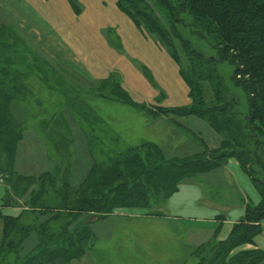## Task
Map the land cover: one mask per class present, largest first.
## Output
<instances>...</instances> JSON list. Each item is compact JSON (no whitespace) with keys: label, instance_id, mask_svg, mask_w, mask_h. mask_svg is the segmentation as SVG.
Returning <instances> with one entry per match:
<instances>
[{"label":"rangeland","instance_id":"obj_1","mask_svg":"<svg viewBox=\"0 0 264 264\" xmlns=\"http://www.w3.org/2000/svg\"><path fill=\"white\" fill-rule=\"evenodd\" d=\"M19 1L21 0H0V80L5 81V87L8 89H12L17 83L20 84L18 91L15 90L18 99L12 102L10 112L14 119L24 127H22L23 135L18 152L12 160L11 171L13 176L10 171L7 172L0 168V182L6 187V193H10L6 203H13V206L23 209L19 216L22 223L33 225L47 222L49 216L44 214L47 211L45 206H56L59 199L56 197V189L76 190L85 182L89 170L93 166H105L111 159L120 157L122 155L120 153L126 149L138 147L132 146L135 144H129L130 142L126 146L116 136L110 138V141L113 142L109 144L106 143L105 138L99 137L97 130L91 128L90 122L93 119L106 118L105 114H108L109 121L116 126L133 127L132 130H129L132 131V140L144 136L154 142L160 137L161 141H164L163 149L170 154L172 149L177 147L178 150L183 147L181 150L183 156L193 153V150L196 151L197 148L199 150L196 152L202 150L197 139L190 136L192 133L205 140L210 147L218 146L221 137L207 125H202V128L200 126L199 129L198 124L195 123L198 125L196 126L189 122L187 125L195 131L187 132V129H183L189 135L183 133L182 130L176 131L171 124H167L168 122H164L165 124L161 126L155 122L145 125L144 119L150 115L142 111L138 107L139 105L135 107L124 103L131 97H128L125 91V95L121 94L120 90L123 91L124 89L122 80L118 75H113L112 82L103 85L104 81L95 80L91 77L89 79L85 70H81L80 74H78L79 72L73 74L69 73L72 71L68 68L69 66H66L67 70H65V67V69L58 67L56 62L50 61L52 65L47 64L44 60L46 58H43L41 54L43 53L41 42L37 44L32 38H29L30 34L28 35L25 26L23 27L21 22H17L15 19L20 12L22 13L17 5ZM246 1L258 4L256 6L264 5V0ZM166 2L168 6L157 0L133 1L140 7L143 19L147 23L138 29L147 41L156 42L161 51L167 53V57L177 54V56L182 55V57L188 58L190 55L188 51L192 54L190 47L193 52L201 54L202 60L201 62L197 61L194 68L199 70L198 78H196L201 84L205 105L220 108L224 103H228L226 115H230L234 124L243 126L244 115L248 114L247 96L242 84L235 80L236 66L221 53L222 40L219 32L214 25L200 17L190 7L185 10L179 6V0H166ZM142 3L147 4V6H143ZM109 14H111L110 11ZM92 15L96 18L94 13ZM99 20L110 23V20L103 17ZM112 20L120 21L115 16ZM149 21H152V25ZM153 23L157 29L153 28ZM139 48L149 57L152 75L148 80L146 70L143 69L145 76L140 70L141 68L119 64L117 68L124 71L127 80L129 78L133 80H128L133 84L128 83L126 87L130 88L135 85L139 90L146 89V87L155 90L153 85L158 86L159 84L165 88L168 101L172 100L173 103L183 105V100H186L187 96L179 76V69L176 71L174 65L171 67L172 69L169 64L165 66L163 61L165 55L158 53L154 47L151 49L140 43ZM211 59L214 60V63H208ZM134 60L138 61L137 64L142 65V59L141 61ZM182 61L184 69H190L187 59L183 58ZM3 68L9 70L8 75L3 71ZM135 91L137 90H131L130 93H135ZM99 93H103V96H99ZM132 102L134 101L132 100ZM107 108L109 109L106 110ZM182 124H184L183 121ZM178 125L181 126V123ZM256 126L264 132V127L260 122ZM199 131L201 132L199 133ZM254 136L259 141L258 160H254L255 157H253L247 163H249L256 178L264 182V136L258 131ZM132 156L134 155L132 154ZM259 158H261V162H259ZM0 162H2L1 164L7 163L5 159H1ZM220 172V169L215 170L204 175L203 179L197 180L205 181L208 184L211 193L206 186L207 196L213 208L219 207L217 211L225 216L230 212L228 206L233 207L240 204L238 194L249 199L250 202L254 201L255 192L258 193V190L248 173L245 172L244 174L249 185L240 179L242 183L240 186L236 178L237 175L232 173L228 178ZM45 173L50 174L52 178L50 176V179H47L42 186L36 180ZM23 176H31L35 180L30 181L31 187L28 188L29 190L24 197H20L17 194L26 189L21 183L22 180H18ZM215 178H218V181ZM19 184L22 186L19 187ZM233 184L236 188L233 187ZM36 195L40 196L37 198L38 202L35 199L37 206L31 209L28 202H30L31 197H36ZM151 196L150 203L145 208H119L113 214L117 211L128 210L140 215L160 218L163 216L162 199L153 194ZM59 214L60 220L50 221L49 226L51 228L69 221L67 212H60ZM112 215L106 217L100 215L99 218L87 217V221H90L89 231L93 233L94 237L86 243V246L82 247L85 255L94 251L100 240L102 244L112 246L117 251L116 256L110 254L107 257L101 253V258L107 264H119L123 260L125 264H159V261L171 259L174 254L179 255L176 252L181 249V246L176 235L181 233L172 223L165 221V219H148L144 223L146 224V227L144 226L146 233L143 235L141 229L144 227L139 225L142 223L141 221L131 219L124 223L109 222L108 218ZM75 221L78 222L79 220L75 219ZM263 223L264 221L262 222V234ZM119 226L123 228L122 236ZM183 226L191 244L188 246L189 248H185V251L196 257L193 263L187 261L185 264H200L199 256L203 253L208 254L209 261L207 264H210L216 253L213 243L224 242L228 239L205 241L201 238L204 232L200 235L197 234L191 229L192 226L189 223H185ZM206 233L205 231V235ZM190 237L191 239H189ZM110 238L113 239L109 240ZM247 245H242L230 253L227 263L229 264L240 253L250 251L241 250ZM29 248L30 243L28 242L27 249ZM173 252L175 253L173 254ZM195 252L200 253L199 256ZM181 260V258H177L172 264H183L184 262ZM215 262L218 264L217 261ZM0 264L21 263L15 261V254L11 252L10 254L7 253V256H0Z\"/></svg>","mask_w":264,"mask_h":264},{"label":"trees","instance_id":"obj_2","mask_svg":"<svg viewBox=\"0 0 264 264\" xmlns=\"http://www.w3.org/2000/svg\"><path fill=\"white\" fill-rule=\"evenodd\" d=\"M69 1L77 11L80 10L77 6L79 0ZM133 1L135 0H117V6L140 28L147 23L143 19L140 7ZM157 1L168 6L166 0ZM178 3L185 10L190 7L196 11L219 32L222 40L221 53L236 66L235 80L242 84L247 96L248 114L244 115L243 126L234 124L230 115H226L228 103H224L220 108L205 105L202 87L197 79L199 70L194 68L197 61L201 62L202 55L193 52L191 47L192 54L188 51L190 54L188 58L172 55L178 66L179 75L188 88L190 104L171 110L159 109L155 112L156 115L161 114L175 119L194 118L201 121L221 137L219 147L208 149L204 145L203 153L184 159H168L163 150L153 144L126 149L120 153L122 154L120 157L111 159L107 165L93 166L85 182L76 190L56 189L58 202L54 207L44 205L47 209L44 214L49 216V220L40 224H25L20 218L3 216L0 208V218L5 222L0 256H7V253L13 252L15 261L21 264H71L84 257L82 247L94 237L89 231L90 221H87V217L110 216L119 208H145L149 205L152 194L161 198V203L164 204L177 192L181 183L197 181L207 173L223 168L231 158H236L242 169L249 174L257 187L261 202L257 206L246 207L244 217L234 225L226 241L213 243L217 254H214L210 264H216L215 261L218 264H228L227 258L235 249L242 245L255 244L256 237L262 232L264 221V182L256 178L247 162L253 157L254 160H258L259 141L254 134L258 131L264 136L263 130L256 126L260 122L264 127V5L256 6L258 4L246 0H179ZM142 5L147 6L145 3ZM149 23L152 25V21ZM156 27L153 23V28L157 29ZM183 58L187 59L190 69H184ZM208 63H214V60L211 59ZM3 71L8 75V69L3 68ZM112 78L113 76H110L104 80L103 85L112 82ZM5 85V81L0 80V160L7 161L6 164L0 162V168L10 171L13 176L12 160L18 152L24 127L10 112L12 102L18 99L15 90L18 91L20 84L17 83L12 89L6 88ZM120 92L126 94L122 90ZM98 95L103 96V93ZM124 103L135 107L138 105L131 99ZM138 107L150 110L146 106ZM50 176L45 173L36 181L44 186ZM18 180H22L21 183L26 189L16 194L24 197L31 187L30 181L33 182L35 179L23 176ZM9 197L10 193H7L2 207L13 206V203H6ZM38 197L40 196H33L28 202L31 209L37 206ZM60 212H67L69 221L51 228L50 221L60 220ZM195 254L199 256L200 253ZM199 257L200 264L208 263V254L203 253ZM230 263L264 264V251L250 250L240 253Z\"/></svg>","mask_w":264,"mask_h":264},{"label":"crops","instance_id":"obj_3","mask_svg":"<svg viewBox=\"0 0 264 264\" xmlns=\"http://www.w3.org/2000/svg\"><path fill=\"white\" fill-rule=\"evenodd\" d=\"M17 5L22 13L20 12V15L18 14V17L15 19L17 22L20 21L23 27L25 26L24 28L27 30L28 35L30 34L28 36L29 38H32L37 44H40L41 42V46L43 47V53L41 54L43 55V58H46L44 60L47 64L56 62L58 67L66 68V66H69L68 68L73 71L69 73L73 74H77L78 72V74H80L81 70H85L86 76L89 79L93 78L99 81H104L109 79L110 76L118 75L121 78L119 79L122 80L123 91H125L136 104L146 106L150 109V111L142 110L151 116V118L148 115V117L146 116L144 119L146 121L145 125L147 123L155 122L157 125L161 126L168 122L167 124H171L176 131L187 129V132H195L193 128L188 126L189 122L198 124L199 126L195 125L198 126L199 129L200 126L202 128V125H205L201 121H196L194 118L175 119L174 117H167L161 114L156 115L155 112L159 109L171 110L183 108L190 104L188 95L189 91L181 77L187 96L186 100H183V105L173 103L172 100L168 101V95L166 94L165 88L159 84L158 86L153 85L155 90H151L147 87L146 89L142 88L139 90L135 85L130 88L126 87V84L133 83L128 81L131 80L130 78L127 80L123 70L117 68L119 64L130 65L133 67L136 66L139 69L141 68L140 70H142L144 75L145 73L143 72V69L146 70L147 76H145L148 77V80L150 75H152L151 62L148 60V55L139 48L140 43L147 45V47H150L151 49L154 47L158 53L164 54L165 56L163 57L162 55V57L165 66L169 64L171 68L174 65L176 71H178V66L170 55L167 57V53L161 51V48L156 42L152 40L147 41L145 39L133 21L119 9L117 6V0H79L77 4L80 9L79 11L75 9V6L71 4L69 0H21ZM109 11L111 14L108 15ZM92 13L95 14L96 18ZM113 16L119 18L120 21H113ZM102 17L106 18V20H110V23L99 20L102 19ZM134 59H138L139 61L142 59V65L140 63H138V65V61H135ZM65 70H67V68ZM131 90L137 91H135V93H130ZM108 109L109 108L106 110ZM105 115L106 118H100L99 121H92L90 124L91 128L97 130L99 137L107 140V144L112 143L113 141H110V138H114L115 136L121 141V143L123 142L124 145L129 142V144H135L132 146L153 144L161 148L168 159L188 158L203 153L205 151V146L208 149H216L221 143L220 141L218 146L210 147L205 140L198 138L196 134L192 133L190 136L197 139L201 144L202 150L196 152L199 150L197 148L196 151H194L195 149L193 150V153L183 156V152L181 151L183 150V147L179 150L177 147L176 149H172L170 154V152L163 149L164 141L162 142L160 137L154 142L146 139L144 136H139L138 139L132 140V131L129 130H132L133 127L116 126L109 121L108 114ZM182 121L184 124H182ZM179 123H181V126L178 125ZM187 132L183 131V133L188 134ZM200 132L201 131H199V133ZM220 170V173H224L228 178L232 173L237 175L236 178L240 186L242 185L240 179L249 185V181L244 174L245 171L236 159H229ZM217 179L215 178L216 181H218ZM207 185L208 184H206L205 181H189L181 183L178 186L177 192L163 204L161 208L163 216H160V218L140 215L136 212L126 210L115 212L108 218V221H119L120 223H124L126 220H139L142 222L139 225L141 227H146V224L144 223L147 222L146 220L148 219H165V221L175 225L179 230V233L182 234L176 235L181 249L176 252L179 253V255L174 254L175 252H173L174 256L172 257L171 255V259L159 261V264H172L177 258H181V261L184 262L183 264L187 261H192L193 263L196 257L185 251V248H189L188 246L191 245L188 241V236L185 233L186 229L183 226L185 223H189L192 226L191 229L199 235L203 232L205 235L206 231V235L201 237L202 240L207 241L213 239L216 241H224L229 237L234 225L244 217L246 207H254L261 202L259 192H255L253 202H250L249 199L238 194L240 204L233 207L228 206L230 212H228V215L224 216L217 211L219 207L215 206L217 207V209H215L210 205L206 191ZM233 187H235L234 184ZM209 192L211 193V190H209ZM6 195V187L0 182V208L2 215L19 218L23 209L16 206L2 207ZM145 227L141 229L143 235L146 233V231L144 232ZM119 228L122 236L123 228L120 226ZM4 230L5 222L0 218V243L4 239ZM112 239L110 238L109 240ZM189 239H191V237ZM101 242L102 241L100 240V243L94 248L95 250L90 251L89 255H85L84 258L82 257L79 260L73 261V264H107L104 259L101 258V253L108 257L110 254L116 256L117 254L115 253L117 251L112 246L102 244ZM251 249L264 251V223L263 234L261 233L256 237L255 244L251 246L247 245L241 250ZM119 264H125L124 260L120 261Z\"/></svg>","mask_w":264,"mask_h":264}]
</instances>
